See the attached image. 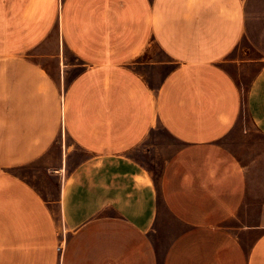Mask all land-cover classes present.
<instances>
[{
  "label": "crops",
  "instance_id": "1",
  "mask_svg": "<svg viewBox=\"0 0 264 264\" xmlns=\"http://www.w3.org/2000/svg\"><path fill=\"white\" fill-rule=\"evenodd\" d=\"M243 41L264 61V0H0V264H264L224 142L243 112L264 134Z\"/></svg>",
  "mask_w": 264,
  "mask_h": 264
},
{
  "label": "rangeland",
  "instance_id": "2",
  "mask_svg": "<svg viewBox=\"0 0 264 264\" xmlns=\"http://www.w3.org/2000/svg\"><path fill=\"white\" fill-rule=\"evenodd\" d=\"M229 60L233 61L228 63V68L235 76L246 98L251 82L264 65V61L246 41H243L241 46L231 54ZM224 142L235 152L243 165L248 168L250 211H257L258 208L261 210V205L264 204V134L257 130L249 115L243 112L235 127L225 137ZM174 143L175 141L168 138L163 129H158V134L151 137L149 142L143 144L141 149L137 150L135 154L141 157L151 168H154L158 176L165 159L160 150L165 145L173 146ZM150 145H154L153 147L157 152L160 151L155 157L154 155L157 152L151 155L152 157L144 155L145 146ZM19 173L37 184L50 183L44 174L45 169L38 164H32L20 169ZM64 241L65 239L63 238L61 243L63 244ZM59 246V249H61V244ZM59 251L61 252L62 250Z\"/></svg>",
  "mask_w": 264,
  "mask_h": 264
}]
</instances>
